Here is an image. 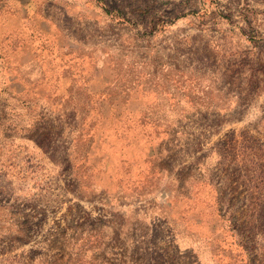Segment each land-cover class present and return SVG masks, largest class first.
Returning a JSON list of instances; mask_svg holds the SVG:
<instances>
[{
  "label": "rangeland",
  "instance_id": "obj_1",
  "mask_svg": "<svg viewBox=\"0 0 264 264\" xmlns=\"http://www.w3.org/2000/svg\"><path fill=\"white\" fill-rule=\"evenodd\" d=\"M0 264H264V0H0Z\"/></svg>",
  "mask_w": 264,
  "mask_h": 264
}]
</instances>
